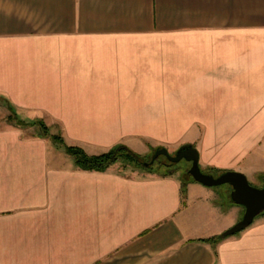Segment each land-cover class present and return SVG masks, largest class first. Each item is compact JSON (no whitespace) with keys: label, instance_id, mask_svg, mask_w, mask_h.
Listing matches in <instances>:
<instances>
[{"label":"crops","instance_id":"obj_1","mask_svg":"<svg viewBox=\"0 0 264 264\" xmlns=\"http://www.w3.org/2000/svg\"><path fill=\"white\" fill-rule=\"evenodd\" d=\"M0 95L89 155L189 143L263 178L264 0H0ZM36 128H0V264H264V212L218 237L230 185L90 172Z\"/></svg>","mask_w":264,"mask_h":264},{"label":"water","instance_id":"obj_2","mask_svg":"<svg viewBox=\"0 0 264 264\" xmlns=\"http://www.w3.org/2000/svg\"><path fill=\"white\" fill-rule=\"evenodd\" d=\"M198 154L199 151L194 145L184 143L174 154L166 147L156 149L150 158V162L153 163L161 155L172 163H180L181 160L185 159L191 163L187 172L194 181L205 185V187H219V185L229 184L232 188V191H230L231 200L235 204L244 207L245 210L239 221L233 227L221 232L218 237L221 239L230 235L234 236V234H238L249 227L253 223L254 218L264 212V177L262 179L263 184L260 187H256L248 181L247 176L241 171L226 170L218 175L205 172L200 168V157Z\"/></svg>","mask_w":264,"mask_h":264},{"label":"trees","instance_id":"obj_3","mask_svg":"<svg viewBox=\"0 0 264 264\" xmlns=\"http://www.w3.org/2000/svg\"><path fill=\"white\" fill-rule=\"evenodd\" d=\"M3 100L6 101L9 107L11 108V113L8 116V120L10 121L9 123H11V125L13 124V125L22 127L26 125L36 124L37 126H40V128L42 129V133H40L39 135L43 137H49L53 139L54 141H56L57 143H59L60 145H62L63 150H65L67 154L73 156V162L75 163L77 168H81L84 170H90V172L91 171H102L103 172L104 170L112 166L113 164L120 162L124 168L131 167L130 168L131 170H140V172L142 171L152 172L153 171L152 163L150 162L151 160H148L147 157H145V155H140V153L135 152L130 147L127 148V146L122 143L115 144V146L113 145L112 147H110V149L103 151V153L101 152L98 154L89 155V153L82 147L67 144L61 135H57V134L50 135L49 128L47 125H45L42 119H37L36 121H33L31 123L24 121L13 110L14 107L11 105V103L7 101L5 98H3ZM161 147L162 146L155 148L154 151ZM154 151L152 152V154H154ZM169 163L170 165L168 166H172L175 164L170 161ZM167 171L168 172L165 173V175L173 173L172 171H169V170ZM225 171L226 170L217 169V170L210 171L208 173H212V174L214 173L215 175H218ZM189 180H193V179L188 172H185L182 175V179H181V183L183 185L182 187L184 189L186 188L188 184L187 182ZM215 239H218V237L209 238L208 240L205 239V241L208 242L209 240H215Z\"/></svg>","mask_w":264,"mask_h":264},{"label":"rangeland","instance_id":"obj_4","mask_svg":"<svg viewBox=\"0 0 264 264\" xmlns=\"http://www.w3.org/2000/svg\"><path fill=\"white\" fill-rule=\"evenodd\" d=\"M14 110V109H13ZM15 111V110H14ZM11 113V108L9 107L8 103L6 101L3 100V97L0 95V128H2L3 126H5L6 124H11L9 123L10 121L8 120V116L10 115ZM17 114V113H16ZM19 115V114H18ZM33 117V115H30ZM43 122L45 123V125L48 126L49 128V132H50V135L51 134H57V135H61V131L58 127V125H51V123L49 124V122H47V120L45 119H42ZM37 131H42V129L40 128V126H38V128H36ZM34 128L33 129H30L28 133H34ZM51 139V138H50ZM52 142H54L55 144H58L59 147L62 145H60L59 143H57L56 141H54L53 139H51ZM77 146H80V145H77ZM81 147V146H80ZM63 148V147H62ZM169 150H173V149H169ZM171 152V151H170ZM65 155H67V159L69 161H72L73 162V156L67 154L66 152H64ZM101 153V152H100ZM175 152H172V154H174ZM153 154L150 153L149 155H145V157H147L148 160H151V156ZM167 161L168 159H165L164 156H160L158 157L153 163H152V169H153V172H156L157 174L159 175H165V173H167L169 171H172V172H178L179 173V177H182V175L187 172V169L188 167H190L191 163L185 159L181 160L180 163H175L174 165L172 166H166L167 164ZM121 164V163H120ZM122 165V164H121ZM123 166V165H122ZM131 167H127L125 168L126 170H128V172L131 170L130 169ZM140 171V170H138ZM142 173V172H140ZM263 178H255V179H250L248 181H250V183L256 187H260L262 184H263ZM229 184H223V185H219L220 189H225L226 187H228ZM218 187V186H216ZM218 187V188H219ZM235 207L236 204H235ZM236 212H237V208H236Z\"/></svg>","mask_w":264,"mask_h":264},{"label":"flooded vegetation","instance_id":"obj_5","mask_svg":"<svg viewBox=\"0 0 264 264\" xmlns=\"http://www.w3.org/2000/svg\"><path fill=\"white\" fill-rule=\"evenodd\" d=\"M161 156H162V155H161ZM159 157H160V156H159ZM167 165H170V163H169V160L167 161V164H166V166H167Z\"/></svg>","mask_w":264,"mask_h":264}]
</instances>
